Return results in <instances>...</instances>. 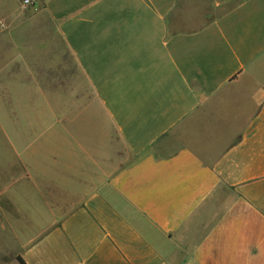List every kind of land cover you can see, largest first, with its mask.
Listing matches in <instances>:
<instances>
[{
  "label": "crops",
  "instance_id": "crops-1",
  "mask_svg": "<svg viewBox=\"0 0 264 264\" xmlns=\"http://www.w3.org/2000/svg\"><path fill=\"white\" fill-rule=\"evenodd\" d=\"M0 107V264H264V0H0Z\"/></svg>",
  "mask_w": 264,
  "mask_h": 264
},
{
  "label": "built area",
  "instance_id": "built-area-1",
  "mask_svg": "<svg viewBox=\"0 0 264 264\" xmlns=\"http://www.w3.org/2000/svg\"><path fill=\"white\" fill-rule=\"evenodd\" d=\"M22 6L31 7L36 3V0H20Z\"/></svg>",
  "mask_w": 264,
  "mask_h": 264
},
{
  "label": "trees",
  "instance_id": "trees-1",
  "mask_svg": "<svg viewBox=\"0 0 264 264\" xmlns=\"http://www.w3.org/2000/svg\"><path fill=\"white\" fill-rule=\"evenodd\" d=\"M20 264H25L21 258H17Z\"/></svg>",
  "mask_w": 264,
  "mask_h": 264
},
{
  "label": "rangeland",
  "instance_id": "rangeland-1",
  "mask_svg": "<svg viewBox=\"0 0 264 264\" xmlns=\"http://www.w3.org/2000/svg\"><path fill=\"white\" fill-rule=\"evenodd\" d=\"M2 115H3V110H2V107H0V116H2Z\"/></svg>",
  "mask_w": 264,
  "mask_h": 264
}]
</instances>
